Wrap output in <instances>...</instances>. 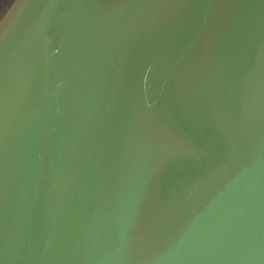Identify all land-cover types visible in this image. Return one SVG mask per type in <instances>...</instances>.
<instances>
[{"label":"water","instance_id":"obj_1","mask_svg":"<svg viewBox=\"0 0 264 264\" xmlns=\"http://www.w3.org/2000/svg\"><path fill=\"white\" fill-rule=\"evenodd\" d=\"M0 264H264V0H0Z\"/></svg>","mask_w":264,"mask_h":264}]
</instances>
